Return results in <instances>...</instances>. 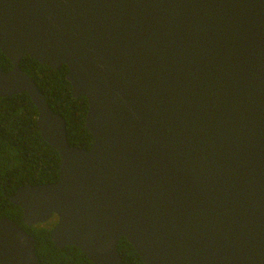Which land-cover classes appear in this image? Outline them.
<instances>
[{
    "label": "water",
    "instance_id": "1",
    "mask_svg": "<svg viewBox=\"0 0 264 264\" xmlns=\"http://www.w3.org/2000/svg\"><path fill=\"white\" fill-rule=\"evenodd\" d=\"M0 96L26 91L56 182L9 198L56 247L122 264H264V0H0ZM65 65L90 149L69 145L19 60ZM0 264H40L0 220Z\"/></svg>",
    "mask_w": 264,
    "mask_h": 264
},
{
    "label": "trees",
    "instance_id": "2",
    "mask_svg": "<svg viewBox=\"0 0 264 264\" xmlns=\"http://www.w3.org/2000/svg\"><path fill=\"white\" fill-rule=\"evenodd\" d=\"M29 76L53 112L63 117L69 145L90 149L93 137L85 126L88 108L85 96L74 97L66 79L67 68H54L30 55H23L18 63ZM0 69H11L9 58L0 50ZM37 108L26 91L0 96V219L17 223L34 238V251L40 264H93L73 245L56 247L51 239L54 220L27 226L22 210L9 198L23 185L56 182L59 178V157L40 135ZM122 264H142L140 256L121 237L117 248Z\"/></svg>",
    "mask_w": 264,
    "mask_h": 264
},
{
    "label": "clouds",
    "instance_id": "3",
    "mask_svg": "<svg viewBox=\"0 0 264 264\" xmlns=\"http://www.w3.org/2000/svg\"><path fill=\"white\" fill-rule=\"evenodd\" d=\"M16 191V190H15ZM14 204V203H13ZM54 218H55V220L57 221V219H56V216L55 215H53L50 219H48V220H54ZM3 219V218H2ZM1 220V219H0ZM48 220H46V221H48ZM46 221H44V222H46ZM56 221H55V224H56ZM44 222H42V223H44ZM42 223H40V224H42ZM40 224H35V225H40ZM19 226V225H18ZM28 226V225H27ZM31 226H33V225H31ZM24 230V229H23ZM25 231V230H24ZM33 238V237H32ZM33 240H34V238H33Z\"/></svg>",
    "mask_w": 264,
    "mask_h": 264
},
{
    "label": "bare ground",
    "instance_id": "4",
    "mask_svg": "<svg viewBox=\"0 0 264 264\" xmlns=\"http://www.w3.org/2000/svg\"><path fill=\"white\" fill-rule=\"evenodd\" d=\"M38 261H39V259H38Z\"/></svg>",
    "mask_w": 264,
    "mask_h": 264
},
{
    "label": "flooded vegetation",
    "instance_id": "5",
    "mask_svg": "<svg viewBox=\"0 0 264 264\" xmlns=\"http://www.w3.org/2000/svg\"><path fill=\"white\" fill-rule=\"evenodd\" d=\"M55 225V224H54Z\"/></svg>",
    "mask_w": 264,
    "mask_h": 264
}]
</instances>
